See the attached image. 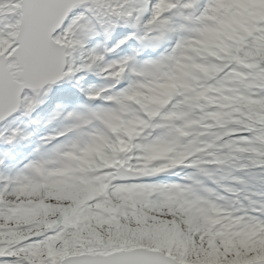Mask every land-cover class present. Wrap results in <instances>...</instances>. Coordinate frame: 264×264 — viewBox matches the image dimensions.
I'll use <instances>...</instances> for the list:
<instances>
[{"label":"snow or ice","instance_id":"obj_1","mask_svg":"<svg viewBox=\"0 0 264 264\" xmlns=\"http://www.w3.org/2000/svg\"><path fill=\"white\" fill-rule=\"evenodd\" d=\"M0 264H264V0H0Z\"/></svg>","mask_w":264,"mask_h":264}]
</instances>
